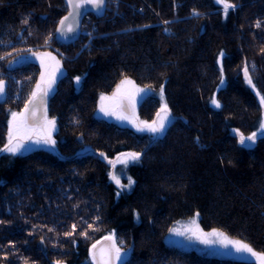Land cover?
Here are the masks:
<instances>
[{
	"label": "trees",
	"instance_id": "16d2710c",
	"mask_svg": "<svg viewBox=\"0 0 264 264\" xmlns=\"http://www.w3.org/2000/svg\"><path fill=\"white\" fill-rule=\"evenodd\" d=\"M231 2L237 7L225 17L214 0H122L114 19L89 14L96 36L82 49L81 38H55L66 0H0V148L11 112L25 109L40 77L37 62L18 59L46 48L63 67L45 104L59 154L0 153V264H95L91 246L111 234L127 253L120 264H260L167 240L195 216L203 230L264 253V0ZM126 77L152 90L139 105L146 119L158 112L164 86L171 123L162 135L97 116L100 96ZM214 95L222 107L210 103ZM236 129L257 132L251 148ZM129 151L142 153L126 170L135 183L117 197L109 161Z\"/></svg>",
	"mask_w": 264,
	"mask_h": 264
},
{
	"label": "snow or ice",
	"instance_id": "6c2138e0",
	"mask_svg": "<svg viewBox=\"0 0 264 264\" xmlns=\"http://www.w3.org/2000/svg\"><path fill=\"white\" fill-rule=\"evenodd\" d=\"M68 8L70 9L68 14L64 16L60 22L59 27L57 28V32L61 34H65L68 32L75 31V25L77 24V17L82 15L81 9L87 5H91L95 9H101L106 3V0H66ZM216 4L223 5V13L224 16L227 17L230 9H235L237 5L232 3L231 0H214ZM192 15L199 16L200 13L193 9ZM27 23V19L24 21ZM164 24H169L170 21H164ZM257 28L261 27V21H257ZM165 31H170L169 29H165ZM261 51H264L262 49ZM225 53L221 51L218 57V63H220L221 69V85L224 84L223 79V64L222 60ZM44 57H48L55 64V68L52 69L50 73L42 72L40 81L37 82L35 86V90L31 93V99L29 103L25 105V109L22 112H12L11 120L9 121V129L7 134V143L4 144L3 148H0V152H7L15 156L17 153H20L22 150H29L28 142L33 141L36 144H45L54 146L56 141L52 137V132L55 130V119H48L47 111L45 109L43 120L37 117L36 108L33 106L31 110L29 109V105H33L36 98L39 96L41 98V103H43V97L47 96L48 93L52 89V85L55 83L56 72L60 70L59 65L60 61L56 59V57L52 56L51 53H43L41 54V63L44 65ZM243 72L245 78L249 84H252V78L249 75V66L247 64L244 65ZM77 83L80 82L81 77H75ZM133 82L129 79H124L117 85L116 91L113 93L111 97L101 95L100 97V111L104 112L105 115H116L118 119L121 120H130L137 131L143 132L148 131L151 133H162L164 132L167 124L171 119V111L166 102H164L160 108V110L156 113V118L152 120L150 123L148 121H137L134 119L135 115V95L143 92L144 89H135V92L132 94L122 95V90L124 86L131 85ZM5 91V83L3 80H0V94H3ZM160 96L163 99L164 96V86L160 87ZM119 98V99H118ZM128 99L129 105L133 109V117H129L123 115L121 111L115 110L112 106L106 104L107 101H118L116 104V109L123 106V100ZM261 104H264V96L260 97ZM210 103L215 108L222 107L220 101L216 99L215 95L212 97ZM238 135V143L246 148H251L257 140V132H253L248 136H245L238 129L234 130ZM262 135H264V120L261 121L260 127L258 129ZM199 138H197L198 141ZM101 156H104V153H100ZM142 153L141 152H127L121 153L116 157L115 160L109 161V163L115 164L119 163L123 166H128L131 163H136L140 160ZM106 158V157H105ZM121 175H123V171H121ZM112 180L116 183L120 190L129 189L135 183V181L131 177H127L128 183H121V179L114 172L111 174ZM122 194V191H117L116 196L119 197ZM198 216L199 213H196ZM2 223V222H0ZM193 223L195 221L193 220ZM73 231L76 228V225H73ZM51 231V229H50ZM193 235H196V231H198V226L196 230H192ZM86 235V233H84ZM66 235H71V233H66ZM209 235L212 236H223V233H218L216 230H213ZM106 240L113 241L110 248H101L99 252L96 251L97 244L92 245L91 259L95 262V264H113L114 260L121 259V249L115 244L114 234L105 237ZM206 244L215 243L214 240L203 241ZM224 242L226 244H234L236 246L237 251H245L251 253L255 256L260 264H264V253H257L253 251L252 247L246 243L241 241H232L228 240L227 237H224ZM99 243V242H98ZM57 264H62V262H57Z\"/></svg>",
	"mask_w": 264,
	"mask_h": 264
},
{
	"label": "rangeland",
	"instance_id": "374dc122",
	"mask_svg": "<svg viewBox=\"0 0 264 264\" xmlns=\"http://www.w3.org/2000/svg\"><path fill=\"white\" fill-rule=\"evenodd\" d=\"M162 24H163V22H162ZM166 28H168V27L166 26ZM81 42L84 43L85 41H81ZM79 44H80V47H81V43L80 42H79ZM43 53H51L52 56L56 57V59L60 61V65H59L60 70L58 72H56L55 83L52 85V89L48 93V95H49V94H52L54 92L55 87H56V83H57L58 79L60 78V76L63 73L62 62H61V58L58 55V53L55 50L53 51L51 49L40 48V49H36V50H33L31 52L26 53L23 57H20L18 60H20L19 62H21V61H34V62H37L40 65V77H41V73L42 72L50 73L52 71V69L55 68L54 62H52L48 57H44V65L45 66H42L41 54H43ZM40 77H39V81H40ZM124 79H129L133 83L131 85L124 86V89L122 90V95L132 94V93L135 92V89H137V88L144 89L143 92H140V93L135 95V115H134V117H133V115L129 116V117H133L137 121H148L150 123L152 120H154L156 118V115L153 117V119H146L144 116H142V114L140 112V106L139 105H140V102L144 99V97L147 96L150 92H152V90L150 88H147V87H141L140 85L136 84L135 81L132 78H130V77H126ZM115 91H116V89L113 91V93ZM113 93L103 94V95L111 97L113 95ZM3 95H4V93L0 94V100L3 98ZM159 95H160V93H159ZM46 98H47V96L43 97V103H41V98L38 96L36 98V100L34 101V104L33 105H29V109L30 110H31V108L33 106L36 108L37 117L41 120V122L43 120V115H44V112H45V109H46L45 108ZM160 99H161V105H160V108H161L162 104L164 102H166L165 94L163 96V99L161 98V96H160ZM117 102L118 101H107L106 104L109 105V106H112L115 110H118V109H116ZM160 108H159V110H160ZM12 112H16V111H12ZM19 112H22V111H19ZM123 115H125V114H123ZM97 116L101 117V118H104L106 120L112 121L114 123H117L118 125H121V126L131 127V128H133V129H135L137 131V128L135 127V125L130 120H121V119H118L116 115H105L104 112L100 111V99H99V102H98ZM47 117H48V119H53L48 114H47ZM10 120H11V115H10L9 121ZM263 120H264V116H263ZM170 123H171V119H170V122L167 124L165 130L167 129V127L169 126ZM165 130H164V132H165ZM56 132H57V123H55V130L52 132V137L56 141V144L54 146L45 145V144H36L34 142V139H35L34 138L33 141L28 142L29 150H26V151L22 150L20 153H17L16 155H25V154H28V153H30V152H32L34 150H37V149H45V150L51 151L53 153L59 154V143H58ZM138 132H140V131H138ZM164 132L155 133L154 134V133H151V132H148V131H143V132H140V133L149 134L152 137H155L157 135H162ZM129 152H136V151H129ZM124 153H127V152H124ZM115 159H112L110 161H113ZM128 166L125 167V166H123V165H121L119 163L115 164V166H113V164H112V167H113L112 173L114 172L117 176H119L120 179H121V183H123V184H127L128 183V180H127L128 175H127V171H126ZM121 171H123V175H121ZM129 189L120 190L118 188V191H122L123 192V191L129 190ZM193 220L195 221V223H193ZM197 226H198V231H196V235H193V231L192 230H196ZM216 231L218 233H223V236H218V235L217 236H212V235H209L210 233L213 232V230H210V231L203 230L201 228V226L199 225L197 217L194 216V217H191L189 219H186V220L178 222L171 229L167 240L170 243L178 245V246H180L182 248L193 249V250H196V251H199V252H206L209 255H215V256H219V257L227 256V257H232V258H236V259H245V260L256 259V257L253 256L251 253H248V252H245V251H237L236 246L234 244H226V242H224V237H227L228 240H232V241H240V240L231 238V237L227 236L224 232H222L220 230H216ZM205 239L214 240L216 242L215 243H211V244H206V243L203 242ZM126 257H127V253H124V254L121 253V259L118 260V263L119 264L122 263V261Z\"/></svg>",
	"mask_w": 264,
	"mask_h": 264
},
{
	"label": "water",
	"instance_id": "95a60500",
	"mask_svg": "<svg viewBox=\"0 0 264 264\" xmlns=\"http://www.w3.org/2000/svg\"><path fill=\"white\" fill-rule=\"evenodd\" d=\"M66 3H67V2H66ZM106 4H107V0H106L105 5H104L103 8H101V9H95V8H93L91 5H87V6H85L84 8H82V9L80 10L81 13H82V15H80V16L77 17V24L75 25V31H74V32H68V33H65V34H61V33H58L56 30H57V28L60 26V25H59L60 20H61L64 16H66V15L68 14L69 10H70V9L68 8V5H67V12H66V14L63 15V16L60 18V20H59V22H58V24H57V26H56V30H55V38H56L59 42H61L62 44H65V45H70V44L75 43V42L79 39V37H80V35H81L82 23H83V20H84L85 16L88 15V14H90V13H93V14H99V13H102V12L104 11L105 7H106ZM118 110L121 111L123 114H125V115H127V116H132V115H133V109H132V107L129 105V101H128V99H126V98L123 100V106L120 107V108H118ZM98 242H99V243H98ZM98 242L94 243V244H97V249H96L97 252H99V250H100L101 248H110V246H111V244H112L113 241H111V240H106L105 237H104L103 239H101V240L98 241ZM115 244H116V242H115ZM116 246H117V244H116ZM90 251L92 252V246H91V250H90ZM94 263H95V262H94ZM54 264H57V263H54ZM62 264H66V263H62ZM113 264H119V263H118V260H114V261H113Z\"/></svg>",
	"mask_w": 264,
	"mask_h": 264
},
{
	"label": "built area",
	"instance_id": "2783aa9c",
	"mask_svg": "<svg viewBox=\"0 0 264 264\" xmlns=\"http://www.w3.org/2000/svg\"><path fill=\"white\" fill-rule=\"evenodd\" d=\"M122 0H107L106 7L104 11L100 14H104L108 18L114 19L116 16L121 15L122 12L119 10V6ZM166 28V24L163 23ZM96 19H94L91 15H86L81 28V38L82 41H85L82 45V49L88 47L93 42L96 34ZM168 32V31H167Z\"/></svg>",
	"mask_w": 264,
	"mask_h": 264
}]
</instances>
